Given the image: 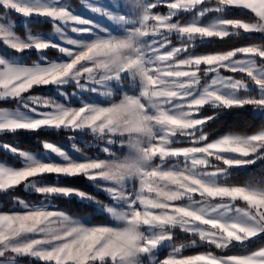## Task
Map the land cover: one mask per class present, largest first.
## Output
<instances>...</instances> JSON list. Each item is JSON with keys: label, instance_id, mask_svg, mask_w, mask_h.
<instances>
[{"label": "snow or ice", "instance_id": "snow-or-ice-1", "mask_svg": "<svg viewBox=\"0 0 264 264\" xmlns=\"http://www.w3.org/2000/svg\"><path fill=\"white\" fill-rule=\"evenodd\" d=\"M209 2L84 0L113 28L77 14L62 0H0L6 14L0 19L21 15L27 33L21 38L13 22L0 23V42L12 50L0 54V100L17 104L0 108V133L64 131L77 152L75 140L91 135L103 142L99 151L108 154L73 158L61 146L43 142L47 153L60 158L57 162L0 144L22 161L19 168L0 162V191L23 184L45 197L37 205L19 200L22 211L0 213V264H18L20 257L43 264H143L142 258L151 264H264V180L231 182L234 172L264 162V126L212 139L205 128L216 115H203L208 108L218 113L250 105L264 118V43L193 54L197 42L239 36L241 30L264 34V0H215L211 7ZM160 6L167 14L154 11ZM232 9L246 11L254 21L225 18ZM182 13L193 18L187 23L173 19ZM209 13L218 15L201 23ZM33 17L51 21L53 32L33 34L27 28ZM173 34L179 46L170 39ZM49 49L61 58L48 59ZM28 50L38 55L31 65L13 54ZM125 79L134 93L113 99V83ZM49 86L61 100L31 94ZM68 86L75 91L67 92ZM125 137L130 153L113 158L112 146L124 144ZM49 175L82 176L107 193L116 206L96 204L115 225H90L52 206L49 197L95 198L46 183ZM177 230L202 245L239 248L244 254L184 256L186 245L174 243ZM196 245L193 239L191 246ZM163 248L171 252L159 260Z\"/></svg>", "mask_w": 264, "mask_h": 264}, {"label": "rangeland", "instance_id": "rangeland-1", "mask_svg": "<svg viewBox=\"0 0 264 264\" xmlns=\"http://www.w3.org/2000/svg\"><path fill=\"white\" fill-rule=\"evenodd\" d=\"M62 2H66L68 3L71 8L77 13L80 14L82 16H84L85 18H91L95 21H98L99 23H101L103 26L105 27H113L115 28L116 26L113 24V22L107 20V18H102L99 15L93 14L85 5L84 0H62ZM98 2H107V0H89V3H98ZM120 3H124L127 4L128 0H120ZM215 4V0H210L208 6L211 7ZM154 11L159 12L160 14H167V7L166 6H160L159 8L155 9ZM234 11H242L240 9H232L230 10L228 13L225 14V18L227 19H241L247 22H253L254 21V17L250 14V16L252 17H244V16H239V15H233ZM5 11L3 9H0V17H4ZM218 14L216 13H209L207 14L205 17H202L200 19L201 23H209L212 20H214L216 18ZM193 18V14L192 13H182L180 15H178L177 17H174V20H179L181 23H187L189 21H191V19ZM13 22L14 24V31L16 32L17 35H19L21 38H25L27 33L24 27V18L19 15L16 14L14 12L12 13H8L7 14V19H0V23H7V22ZM47 26H50L49 28H46ZM27 28L33 33V34H43L45 36L51 34L53 32V26L51 21L46 20L45 18H41V17H33L31 18V21L28 23ZM241 32H243L241 30ZM69 36L76 38L75 33H72L70 30L67 33ZM247 34V33H246ZM253 35H259L260 37H262L264 39V34H260V33H251ZM170 39L172 40L174 45L179 46V40L177 39V37L173 34ZM212 41V40H211ZM57 43H61L58 39H57ZM209 42H206L204 44H207ZM250 44H260V43H247V44H242L239 45L237 47H242V46H247ZM199 45H203L200 44L199 42H197V45L194 49V53L196 55H202V54H208V53H213V52H219L217 50H209L206 48H198ZM236 48V47H235ZM231 50V49H230ZM227 51V50H225ZM5 52H12L11 49H7L5 45L2 44V42H0V54H4ZM14 55L17 56H23V62L25 64L31 65L34 61L38 60V55L34 50H28L25 53H13ZM61 58V54L55 50V49H49L48 50V59L50 60H57ZM203 67V66H202ZM222 75H233L232 73L229 72H225L222 70ZM236 78H241L242 74H235ZM117 88H119V91H117ZM66 91L71 93L73 91H75V89L72 86H68L66 88ZM113 92H114V96L113 99L118 100L120 98V96H122L123 92H129L130 94L134 93V89L132 88V82L130 79H125L123 80L119 85H116L115 83H113ZM32 95H36V96H44V97H53L57 100H61L60 97L55 96V90L53 88H51V86L49 87H41V88H36L33 89L31 92ZM92 99H97V97L95 95H93L91 97ZM75 99V98H74ZM99 100H104V97H99ZM9 101H13V100H0V102H9ZM78 103V101H77ZM252 108V110L254 111V113L256 114V110L250 106V105H246ZM17 107L16 102L14 101L13 104H0V108H7V109H14ZM43 110V109H41ZM203 115H214V114H207V113H203ZM215 115L217 116V113H215ZM44 130H49V131H53L50 129H44ZM259 130V129H258ZM21 131V130H18ZM28 131V130H26ZM257 131V130H256ZM61 131H59L58 133H60ZM207 132V131H206ZM255 132V131H254ZM208 133V132H207ZM240 134V135H245V134H251L253 132H249V133H241V132H223L220 133L214 137H210L212 139L224 135V134ZM209 134V133H208ZM71 134L67 133L66 134V140H62V141H57V140H44L54 143L58 146H61L65 151H67L69 153L70 156H72L73 158H80L81 156H91V157H97L99 156V158L104 159V158H108V154L105 153H101L99 151L100 148H102L103 142L101 141H97L95 140L92 136H88V135H83L81 134L79 138H77L75 140L76 143V147L78 149H80L79 152L76 151V149L72 148V144H73V140L69 139V136ZM10 144L13 147H17L20 150H25V151H29L33 154H37L40 156H48L50 157L52 160L59 162L60 158L57 157L55 154L52 153H47L46 150L42 147V148H38V149H32L30 147H22L20 145L17 144H13V143H8V142H4V141H0V144ZM81 144L85 145V146H95L98 147L97 149H93L92 151L89 150H85L81 147ZM176 146H188L186 144H180V145H176ZM6 151V150H5ZM131 149L129 148L128 144H127V138L125 137V143L124 144H120L119 142L112 146V153H113V158H124L125 156H127L130 153ZM7 152V155L10 156L11 159H8V157H1L0 156V162L7 164L8 166L11 167H16L19 168L22 166V161L20 160V158H18L17 156H14L11 152ZM158 162V161H157ZM262 161H257L256 164L254 165H250L247 166V169L252 168L253 166L259 164ZM246 170H241V171H246ZM236 173V172H234ZM233 173V174H234ZM51 177H55L57 178V176L55 175H49L45 178V182L49 183V184H55V183H59L62 186H68V187H73V188H77L81 191H84L85 193H87L90 196H93L95 198V200L93 201H88L86 199L82 200L80 197L77 196H68V197H64V196H60V197H64V198H68L74 201H77L78 203H83L84 208H87L88 206H86V204L92 205L93 208L90 209V207H88L90 210L87 213H80V214H73L70 213L67 209L64 208H59L57 206V204L55 203L56 200L52 199L51 197H49L48 199L50 200L52 206L59 208L60 210H63L67 213H69L70 215H72L73 217L80 219L82 221H86L88 224L90 225H115V221L112 219V217L107 213V212H103L99 210V206L96 204V201H99L101 205H107V206H116V202L114 200H112V198L105 192H103L101 189H98L91 181L86 180L84 177L82 176H76V177H64L65 178H69L72 180H76L75 182H73V184H65V183H61L58 180H53L51 179ZM84 187H88L89 189H86ZM20 188L21 190L25 191L26 193H35L32 190L29 189H25V187L23 186V184L16 186L12 189H17ZM9 189V190H12ZM7 190V191H9ZM7 191H0L2 193L7 192ZM38 196L36 197H25L22 195H17L14 197V203H13V207L14 209H17L16 211H22V206L20 204H18L17 201L19 200H23L25 203L29 204V205H37L39 204L41 201L45 200V197L35 193ZM199 198V197H197ZM3 200L0 199V206L2 205ZM75 205V204H74ZM100 215H105L106 218H102ZM193 239H197V245L196 246H191L192 240ZM174 243L179 246L181 244L186 245V247H184L181 250V254L184 256H189V255H196L199 253H204L207 251H212L214 252V254L216 255H233V254H244V253H237L235 251H228L227 250H220V249H215L214 247H211V249H207V250H199L197 252H189L186 253L185 250L188 249H193L196 247H200L198 238H194L192 237L190 234H186L183 232H180L177 230V232L175 233V240ZM206 246V245H205ZM256 249V248H255ZM253 249V250H255ZM171 252V248H163L161 250H159L158 254H157V259L162 260L164 258H166L168 256V254ZM28 259L29 262L26 260ZM18 260V264H40L39 262H37L38 260H36L35 258L32 257H27V258H17ZM26 260V261H25ZM143 264H151V262L149 260H147L146 258H142Z\"/></svg>", "mask_w": 264, "mask_h": 264}, {"label": "trees", "instance_id": "trees-1", "mask_svg": "<svg viewBox=\"0 0 264 264\" xmlns=\"http://www.w3.org/2000/svg\"><path fill=\"white\" fill-rule=\"evenodd\" d=\"M233 15H239L244 17H252L246 11H234ZM47 26L46 28H49ZM207 44L199 45L198 48H206L209 50H217V51H225L235 48L242 44L247 43H264V39L259 35L246 34L241 32L239 36H232L229 38H225L224 40H220L217 38L211 39ZM14 101L9 102H0V104H13ZM204 113L207 114H215L216 110L208 108ZM210 126L205 128V131L209 133L210 137H214L223 132H241V133H249L254 132L264 126V118L258 116L254 113L251 107L244 106L242 108H233L229 110L220 111L217 113L216 119L214 122H209ZM67 132L61 131L60 133L56 131L49 130H39V131H26L21 130L15 133H0V141L10 142L13 144L20 145L22 147H30L32 149H38L43 147L44 140H57L62 141L66 140ZM91 136V135H88ZM81 147L85 150L92 151L93 149H97L95 146H85L81 144ZM0 156L8 157L11 159L7 152L0 148ZM264 180V162H260L259 164L253 166L252 168L246 171H237L233 174L231 178V182L235 184H245L248 182L256 181L259 182ZM76 180H72L69 178L63 179L61 182L65 184H73ZM89 189L88 187H84ZM17 195H22L25 197H36L38 196L35 193H26L20 188L12 189L7 192H0V199L3 200L2 205L0 206V211L11 210L13 209L14 197ZM56 204L59 208L67 209L70 213L80 214L87 213L90 209L93 208L92 205L86 204V206L90 207V209L84 208L83 203H78L77 201L64 198L57 197L55 198ZM75 204V205H74ZM102 218H106L105 215H100ZM259 243L253 244L250 246L249 250H253L257 248ZM211 249L209 246L200 245V247H196L193 249L185 250L186 253L189 252H197L199 250H207ZM228 251H235L237 253H243L244 250L239 248L228 249ZM39 262V261H37ZM43 264V262H39Z\"/></svg>", "mask_w": 264, "mask_h": 264}, {"label": "crops", "instance_id": "crops-1", "mask_svg": "<svg viewBox=\"0 0 264 264\" xmlns=\"http://www.w3.org/2000/svg\"><path fill=\"white\" fill-rule=\"evenodd\" d=\"M51 179H53V180H58L59 182H61L63 179H64V177H57V178H55V177H51ZM62 183V182H61ZM17 209H11V210H5V211H0V213H9V212H13V211H16ZM244 253V252H243ZM23 259L24 258H27V257H22ZM28 262H29V260L28 259H26ZM25 260V261H26Z\"/></svg>", "mask_w": 264, "mask_h": 264}]
</instances>
